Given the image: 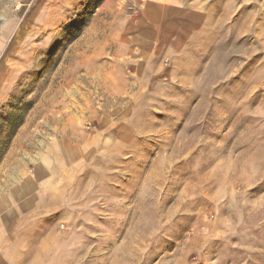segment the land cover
<instances>
[{"label": "rangeland", "instance_id": "1", "mask_svg": "<svg viewBox=\"0 0 264 264\" xmlns=\"http://www.w3.org/2000/svg\"><path fill=\"white\" fill-rule=\"evenodd\" d=\"M22 174L41 264H264V0H0Z\"/></svg>", "mask_w": 264, "mask_h": 264}, {"label": "crops", "instance_id": "2", "mask_svg": "<svg viewBox=\"0 0 264 264\" xmlns=\"http://www.w3.org/2000/svg\"><path fill=\"white\" fill-rule=\"evenodd\" d=\"M172 2L173 0H165ZM0 185V264H41L35 250H41L42 234L37 215L43 211L41 180L6 178ZM48 186V185H47ZM38 243V244H37Z\"/></svg>", "mask_w": 264, "mask_h": 264}]
</instances>
